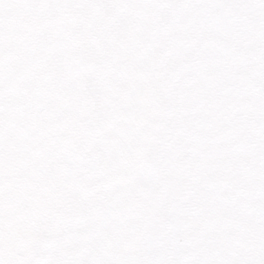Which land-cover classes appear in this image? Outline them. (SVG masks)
<instances>
[{"label": "snow or ice", "instance_id": "snow-or-ice-1", "mask_svg": "<svg viewBox=\"0 0 264 264\" xmlns=\"http://www.w3.org/2000/svg\"><path fill=\"white\" fill-rule=\"evenodd\" d=\"M0 264H264V0H0Z\"/></svg>", "mask_w": 264, "mask_h": 264}]
</instances>
